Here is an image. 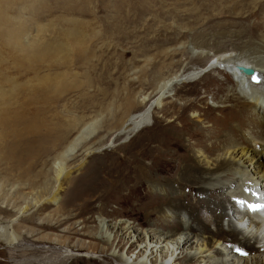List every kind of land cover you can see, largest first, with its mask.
Segmentation results:
<instances>
[{
	"label": "rangeland",
	"instance_id": "rangeland-1",
	"mask_svg": "<svg viewBox=\"0 0 264 264\" xmlns=\"http://www.w3.org/2000/svg\"><path fill=\"white\" fill-rule=\"evenodd\" d=\"M260 42L264 0H0V222L7 223L20 207L25 210L11 223L19 241L11 247L0 242V264H58L63 259L62 264H122L111 259L118 254L128 262L140 261L137 242L129 250V243L106 244L103 231L109 233L117 221L134 236L149 228H174L179 225L175 215L149 217L158 206L146 204L169 195L195 205L197 196L213 194L196 195L188 187L181 191V185L172 193L151 189L138 180L140 167L157 181H172L182 167L171 168L176 161L165 167L164 154L191 153V147L215 141L223 122L237 128L247 118L233 117L229 108L207 112L235 82L221 69L223 63L209 59L216 48L237 55L239 45ZM201 44L210 46L204 48L209 54L204 59L189 49ZM196 68L202 72L198 78H184L151 100L163 78ZM259 88L264 99V85ZM147 106L148 125L123 134L131 127L125 125L129 116ZM84 124L89 135L61 157ZM213 128L216 133L210 132ZM60 166L67 170L56 183ZM219 186L214 193L228 205L225 196L235 188ZM226 212L232 219L222 221L225 230L246 227L245 215ZM199 217L209 224V211L200 209ZM196 223L193 227L200 230ZM116 235L111 230L110 239ZM127 236L128 231L118 233L125 241ZM224 240L210 242L212 249L206 251L201 238L181 248L171 239L170 249L158 248L161 252L147 262L182 264L183 256L195 255L189 264H212L224 250L228 264L234 256L238 264H254L258 253L232 250Z\"/></svg>",
	"mask_w": 264,
	"mask_h": 264
},
{
	"label": "bare ground",
	"instance_id": "bare-ground-1",
	"mask_svg": "<svg viewBox=\"0 0 264 264\" xmlns=\"http://www.w3.org/2000/svg\"><path fill=\"white\" fill-rule=\"evenodd\" d=\"M199 47L201 48H194L193 46H190L189 49L193 54L198 55L199 58L204 59V57L209 56L208 52L204 51V48L207 49V45L201 44ZM238 47L237 55L236 53H229L228 49L220 47L216 48V54L209 59L210 61H213V59L216 58V62L221 64L223 63L221 69L230 72L231 76L235 79V82L233 87L227 89L222 97L216 99L218 104L215 107L213 106L210 109L208 108L207 112L212 113L215 111H224L229 108L233 110V113H231L232 111L230 112L233 117L244 116V118H247L240 121L237 128L235 127L236 129L233 128L232 121H229V123L228 121L223 122L219 126L223 125L224 129L222 127V130L220 131L221 134L216 136L215 141L208 143L203 141L202 144L195 145L194 147L196 148L191 147L188 150L191 153L188 152L178 156L174 152L169 156L164 154L163 159L166 161H163V163H165V167L169 166L170 161H176L175 163H177H174L171 168L174 165L178 166L179 164L180 167H182L181 173L172 181H157L151 176L150 171L143 167H140V176L142 179L136 178L138 180L145 181L146 184H151L149 185L151 186V189H159L160 191L169 193L174 191L178 192V189H180L179 185L182 186L180 189L181 191L188 187L189 189L194 190L196 195H199L198 193H204L205 190H209L211 192L213 190L219 191V188L215 187L217 184L221 185L219 187L226 186L225 189L235 188L232 193L230 192V195L225 196L227 198V202H229L227 203L228 205L222 204L224 196L217 195L214 191L210 196L206 194L203 198L200 195L197 196L195 205H193L194 203H184L185 198L182 196L168 195V197L165 198L155 197L150 200L146 206H158V209L147 213V216L150 217L151 215L159 214L161 217H168L175 215L179 219V225L167 230H154L149 228L147 231H143L144 233L139 231V233L134 236L131 235L133 230L129 231L128 229L130 228L127 226L124 227L125 225L123 222H114L111 226V230H114V232L117 233L115 239H110L111 230L109 233L103 231V242L109 244L116 241L115 244L119 245V247L129 243L127 247L128 250L131 246H134V242H137L134 246L139 247L137 257L142 258L140 261H136L134 259L133 261L128 262V260L123 258L121 254H118L112 255L111 259L118 260L120 263L122 262V264H149L147 262L148 257L156 256L158 250L161 252V249L158 248L162 247L167 248V250L170 249L169 242L171 243V239L177 241V248H181L183 246L190 245L194 239L198 241L201 238L202 246L205 248L207 247L206 251H208L209 249H212V245L209 244L210 242L214 244L217 240L223 239V241H225L224 238H226L229 242H231L230 246L232 250H246L248 253H258V255L256 254L257 258H255L254 264H264V208L259 207L264 205V99L261 95L262 92L260 93L259 91V85H264L262 80V77L264 76V43L260 42V45L258 44L255 46L242 44ZM207 50H210V46ZM229 63L232 64L228 65ZM210 66L218 67V64L211 63ZM237 66L252 68L254 70V75L251 77L242 76L236 69ZM201 73V69L196 68L191 69L186 73H175L172 76L163 78L155 85V93L151 97L152 99H150L153 100L156 98L159 100V98L166 95L170 91L171 87L176 83L180 82L184 78L185 79L183 81H190L196 77L198 78ZM190 106H192L191 102L188 104V107ZM185 108L186 104L182 106V108L179 106L178 110L181 109V111H183ZM150 115L151 110L147 106L141 112L129 116L125 125L126 127L128 125L131 126L129 128L130 131L128 129L123 132V134H128L130 132L133 134L135 131L147 126ZM88 127L90 129V126ZM86 128L87 124L80 127L76 135L64 146L62 151H60L61 157L73 151V149H75L74 147H76V145L83 138H85V136L89 135L91 130L86 132ZM214 129L216 128H213L210 132H215ZM121 132L122 131H120L119 134H122ZM217 132H219V130ZM205 149L211 150V154L205 153ZM94 151L96 150L89 149L87 153ZM66 170L67 169L64 167H61L58 170L55 179L56 183L59 179L65 176ZM226 176H230L231 178L234 177L235 179H232V181L224 180L223 178ZM253 176H255V178H253ZM220 178L223 180L218 181ZM140 183L141 182L137 181L136 185ZM55 197V194L51 195L52 200ZM37 205L38 201H35L32 204L33 207ZM253 206L256 207V210H253ZM200 209L210 212L211 219L209 224L200 219ZM227 210H231L233 213L241 215V218L245 215L247 222L246 227L238 231L235 230V228L233 229L229 227L228 230H225L222 227V221L225 219L229 220V218H231L230 215L228 217L226 212ZM24 211V207H20L18 214L15 217L11 218L5 224L0 222V242L11 247L14 243L16 244L19 241V234H16L13 231L11 223L15 221L17 216ZM192 222H198V224L200 223V230L199 228L195 229ZM211 223H214L216 227L213 231L209 230V225ZM227 225L230 226L229 224ZM101 228L102 224L100 226V230ZM126 231H128L127 237L129 239L127 238L125 241L124 238L118 237V233L124 234ZM196 231L209 233L211 236L206 238L201 237V235L197 234ZM182 234H184L183 237H181ZM214 236L217 238L213 239ZM142 242H145V244H141ZM154 242L155 244H153ZM163 243L165 244L163 245ZM148 250L150 252L147 255L146 253ZM171 252H173L172 248ZM220 252L219 261L212 264H223L226 260H228H225V257H227L225 251L223 250ZM234 257L236 258V256ZM235 258L231 259V264H238L237 260L240 259L237 258L236 260ZM195 260V255H185L182 257V264L193 263ZM63 261L64 259L59 261L58 264H62ZM167 263L168 262H161V264ZM226 264L228 263L226 262Z\"/></svg>",
	"mask_w": 264,
	"mask_h": 264
},
{
	"label": "water",
	"instance_id": "water-1",
	"mask_svg": "<svg viewBox=\"0 0 264 264\" xmlns=\"http://www.w3.org/2000/svg\"><path fill=\"white\" fill-rule=\"evenodd\" d=\"M236 69L242 76L251 77L252 75H254V70L250 67L237 66Z\"/></svg>",
	"mask_w": 264,
	"mask_h": 264
},
{
	"label": "snow or ice",
	"instance_id": "snow-or-ice-1",
	"mask_svg": "<svg viewBox=\"0 0 264 264\" xmlns=\"http://www.w3.org/2000/svg\"><path fill=\"white\" fill-rule=\"evenodd\" d=\"M259 207L264 208V205H261ZM253 210H256V207L255 206H253Z\"/></svg>",
	"mask_w": 264,
	"mask_h": 264
}]
</instances>
